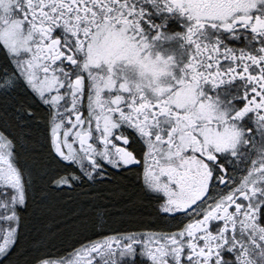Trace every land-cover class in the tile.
<instances>
[{"label": "snow or ice", "instance_id": "1", "mask_svg": "<svg viewBox=\"0 0 264 264\" xmlns=\"http://www.w3.org/2000/svg\"><path fill=\"white\" fill-rule=\"evenodd\" d=\"M164 3L192 21L189 62L173 90L186 84L203 96L206 83L245 79L246 104L231 120L252 112L264 131V46L234 54L202 38L206 26L264 37V15H250L264 0ZM143 14L136 0H0V79L11 84L0 87V264H119L135 261L137 248L151 264H226L223 250L239 248L240 261L244 234L255 247L252 237L264 232V180L235 178L222 155L238 156L227 131L210 134L166 98L149 102L104 79L93 63L90 43L102 25L147 47ZM124 196L117 208L113 199ZM112 210L127 227L81 242L67 257L52 252L54 233L28 240L34 222L52 215L70 221L76 236L103 230ZM170 221L174 228H151ZM212 222L221 225L215 232Z\"/></svg>", "mask_w": 264, "mask_h": 264}, {"label": "flooded vegetation", "instance_id": "2", "mask_svg": "<svg viewBox=\"0 0 264 264\" xmlns=\"http://www.w3.org/2000/svg\"><path fill=\"white\" fill-rule=\"evenodd\" d=\"M136 3L144 13L140 19V24L145 42L148 46L145 47L144 43H138L126 36L128 38L127 43L135 47L143 48V54H147L150 51L153 57L159 53L163 58L167 59L171 57L173 60L172 75L167 78V95H162L159 100L166 98L168 106L174 105L177 109H183L184 115L188 117L189 113L186 111L185 105L190 101L197 107H203L206 104L217 105L221 111L226 113V122L228 124L235 125V127L244 131V139L236 149L238 154L237 158L233 159L228 153L222 154L227 160H232L233 165L236 166L233 173L235 178L239 180L243 176L251 175L254 169L264 172V164L259 163L257 160L261 151H264V131L257 130L255 113L249 112L238 121L231 120V117L241 111L245 106V93L250 89L251 85L245 79L237 77V79L226 81L215 87L210 83L204 84L201 88V91L204 93L203 96L200 95L198 89L191 88L186 84L182 85L178 91L173 90L175 81L181 78L180 69L189 62L191 46L186 43L184 36L192 21L188 19L186 14L181 13L179 10L169 12L164 0H136ZM250 15H264V3H260L256 9L250 10ZM96 33L93 34L91 39L89 55L92 59L98 61V63H95V66L100 69L103 78L108 79L111 77V73L115 67V65L110 66L109 61L115 60L120 65V68L124 67L126 57L123 53L125 52L127 44L119 36L109 35L97 47L94 44ZM202 38L208 43H214L218 40L220 41L221 47L231 49L234 54H239L243 51L254 55L257 54V50L260 47L264 46V37L251 32L249 27L238 26L232 31H225L219 27L211 28L206 26L202 30ZM0 49L4 53L5 50L2 45H0ZM230 63L229 61H223L221 57L223 68L229 67ZM120 68H116L117 76L111 77L116 86L123 83L119 78ZM169 96L174 97L175 102L169 104ZM181 119L183 120V117ZM191 122L201 125L202 128L206 126L212 135H226V132L223 131V125L215 117L203 121L195 119L191 120ZM187 123L188 121H185V124ZM249 131L253 133L251 137L247 135ZM225 151L229 152L231 149H225ZM257 223L264 226V211L259 213ZM220 227L221 225L219 223L212 222L210 230L215 232ZM171 228H174V224L164 229ZM249 235L244 234V243H253L249 239ZM258 246L260 247L258 248ZM255 248L257 251L264 249V243H256ZM137 250V255H141L140 248ZM221 255L224 257L226 264L228 262L230 264H239L237 260V257L240 255L239 248L233 250L225 249L221 252ZM140 258L143 257L140 256ZM143 261L151 264L145 258H143ZM258 263H260V258H257ZM261 264H264V260H261Z\"/></svg>", "mask_w": 264, "mask_h": 264}, {"label": "clouds", "instance_id": "3", "mask_svg": "<svg viewBox=\"0 0 264 264\" xmlns=\"http://www.w3.org/2000/svg\"><path fill=\"white\" fill-rule=\"evenodd\" d=\"M109 35L119 36L127 44L123 53L126 57L123 68H120V65L115 60L109 61L110 66L115 65L111 77H116V68H120L119 78L126 84L128 89L135 95L143 93L145 99L149 102L154 103L156 100L161 99L162 95H167V78L172 75V58L165 59L159 53L153 57L150 51L147 54H143V48L127 43L128 38L124 33L117 32L116 29L111 28L109 25H102L100 27L96 33L94 44L98 47L105 37ZM26 43L27 38L25 37L22 45L26 46ZM93 63H98V61L93 59ZM173 102H175V98L169 96L168 103L171 104ZM185 107L189 113V120L200 119L203 121L215 117L223 125V131H227L232 137L233 145H239L243 141L244 131L228 124L226 122V113L221 111L217 105L206 104L203 107H197L190 101ZM257 160L259 163L264 164V151H261ZM261 180H264V172L258 169H254L251 175L245 177L246 184ZM262 237H264V232L257 231L252 239L256 243H264ZM257 258H260L261 264V260H264V249L257 251L251 243H244V254L241 255L239 264H257Z\"/></svg>", "mask_w": 264, "mask_h": 264}, {"label": "trees", "instance_id": "4", "mask_svg": "<svg viewBox=\"0 0 264 264\" xmlns=\"http://www.w3.org/2000/svg\"><path fill=\"white\" fill-rule=\"evenodd\" d=\"M3 52L0 49V57L3 56ZM117 191V196L119 195V190ZM127 199V196L121 197L119 200L113 199V203L118 208L123 200ZM102 203V202H101ZM76 204L73 203L72 208L74 209ZM107 207L112 208V205H108ZM70 215V212L68 213ZM120 214L112 210L111 213H104L102 219L104 220L106 227L101 230L97 229L95 232L84 233L80 236H76L71 228L67 225L70 221H66L64 216L52 215L45 218L42 221L34 222L35 226L32 231L28 233V240L31 242L33 240H38L41 236L47 232L49 234H55L52 236V242L55 245L52 248V252L54 254L60 255L62 257L69 256L75 249L80 247L81 242L87 244L89 240H99L104 235H112L113 231L110 229H120L123 227H127L126 224H122L119 219ZM51 222L52 228L47 229L45 226L47 223ZM174 222L168 223H160V224H152L151 228L154 230L164 229L172 226ZM39 229V231L37 230ZM144 230H149L145 228ZM134 264H148L146 261L140 259L137 263Z\"/></svg>", "mask_w": 264, "mask_h": 264}, {"label": "rangeland", "instance_id": "5", "mask_svg": "<svg viewBox=\"0 0 264 264\" xmlns=\"http://www.w3.org/2000/svg\"><path fill=\"white\" fill-rule=\"evenodd\" d=\"M0 87H4V88L11 87L9 79H0ZM137 252H138V250H136V260L135 261H130L128 258H122L119 260V264H134V263H137L140 259L143 260V258L150 261V259L147 256L137 255L138 254ZM140 256L143 258H140ZM96 264H100L99 260L96 261ZM258 264H260V263H258Z\"/></svg>", "mask_w": 264, "mask_h": 264}]
</instances>
